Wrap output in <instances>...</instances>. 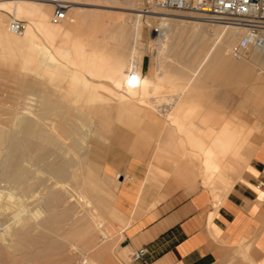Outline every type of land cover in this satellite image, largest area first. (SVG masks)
Instances as JSON below:
<instances>
[{
  "label": "rangeland",
  "instance_id": "374dc122",
  "mask_svg": "<svg viewBox=\"0 0 264 264\" xmlns=\"http://www.w3.org/2000/svg\"><path fill=\"white\" fill-rule=\"evenodd\" d=\"M49 3L50 6L47 5V7L50 9H48V17L49 20H51L50 23L57 25H60L61 23V25H65V20H70L68 22L73 20L71 11L67 14V11L73 7L80 8L79 12H89L91 10L90 12H95L93 13L94 16L97 12L96 17L91 18L90 16V19L89 17H86L87 13L85 14L81 12L80 15H85L83 18L86 17V20L85 22H80L75 31L77 33L79 31V34L83 37L84 41L87 40L86 42H88L90 40L89 43H96L95 48L98 50L94 49V53L97 55L100 54L101 57L109 61L114 57V52L123 47L125 52L123 56L125 67L126 65L129 66L130 64L135 63L138 68V75L140 76L141 67L142 65H145L143 73L151 77L152 80H154V83L159 82L163 84V92L161 91V94L172 96V98L178 95L185 99V101H195L199 106L200 111L203 114L210 116V126L217 129L222 123L227 122L232 125H238L241 128V134L246 138L244 143L247 142V146L252 152L256 149H264V89H261V80L259 79V77L262 78L264 75V57L255 58L252 52L253 50H251L248 57L244 59L242 63L245 64L244 67L247 72L245 71L241 74L233 73L235 75L232 74L231 77H228V80L223 73H217L216 64L214 65L215 59L213 60L212 56L204 58V53L206 52L208 45L212 42V37L208 36V33H215V31L219 30L221 27L220 25L226 24L218 21H208L206 19L209 17L201 13L174 11L163 9L158 6H150L147 4L146 0H52V2ZM59 5L63 7L65 20L54 23L52 21V16ZM90 12L88 14H90ZM99 16L100 18H98ZM162 18L165 19L160 20ZM199 18L201 20L199 23L194 24L188 22V20L195 21ZM12 20L13 17L11 14H6L4 24L7 25V23ZM16 20L21 21L26 27L27 22L24 19ZM161 23L167 24V26H160ZM80 24L82 27H79ZM80 31H82V33ZM234 32H236V36H229L231 40H229L230 43L228 42L230 47L226 48V52L224 53V56H226L227 59H229L227 54L229 49L234 46L241 35L240 30L235 29ZM36 37L41 46L47 47L40 35L38 36L37 34ZM224 38L225 37H223L222 40ZM224 40L219 46H222L226 42V39ZM29 44L30 43L23 45V49L22 46L18 50L15 49V51H13L15 53L12 52L10 53L11 55L0 49V130L7 135L11 129L17 138H20L21 136L20 128L25 117V119L30 118L33 121L37 120L35 115L38 116L41 112V103L39 102L41 100H39L38 97L41 96L43 92H46V89H85L80 82H74V80L71 79L72 72H74L73 74L77 73L76 75H81L82 77L85 76L84 78L87 80L89 79L84 73L75 70L73 67L71 68V65L68 67L69 64L66 63L65 57L69 52L66 49L57 50L55 47H48V51L50 54L52 53V58H56L54 59L56 60V68H59L57 71L55 70L57 76H54L56 79L53 80L54 76L49 77V79L48 76L46 77V74H44V68L46 66L45 60L41 57L40 52L37 51L36 53L33 45ZM120 44H123V46ZM27 48L33 50L32 57H35V60L31 57V62L34 61L33 63H31L29 59V61L24 60L26 59L24 58V55L26 57L28 52ZM16 50L18 51L17 53ZM95 50H97V52H95ZM20 53H22V55ZM70 69H72L71 72ZM66 70L67 74L66 72L64 74V71ZM58 71H60V74ZM218 74L222 76H219ZM79 76L78 78L81 77ZM57 78L59 79L57 80ZM57 81H60V83L62 82L61 85ZM56 82L57 84L55 85ZM75 83L77 85H75ZM104 83L107 85L106 82H103V84ZM99 93H101L100 95L102 96L107 94L103 89H100ZM62 95L63 94L60 93L59 97ZM107 102L108 104L103 105L104 109L116 104L115 102L117 101L109 99ZM141 103L142 102H138L135 104L163 115L172 127H174L172 119L169 116L165 117L166 112H170L174 107L169 106L167 103L166 104L169 107L165 104L162 105V103H145L144 105ZM149 104H151V106ZM60 105H62V103L59 104L57 108L58 110L55 112L45 113L44 121L41 120L43 122H39V125L47 124V126L40 125L43 130L47 127L46 135H50L51 137V134L54 135L55 133V137L52 138L55 139L53 141L58 144V146L54 145L55 143H52V145L47 144L49 145L48 147L44 143L47 146L46 147L43 145V139L41 143L40 137L36 136L35 138L38 147L34 150V153H32L31 156L34 157L35 155L43 154V152H48L51 154L48 160L53 161L54 159H57L58 162L68 163V174L63 181V184L66 185L70 193H66L67 195L65 196L67 197L70 195L72 201L69 202V206L65 204H60V206L55 205L56 211L54 210V213L48 212L47 209L49 208V203L43 201V199L47 196L45 187L50 186L49 180L51 178L45 175L44 171L40 168L34 166L31 167V157L21 165L29 171H36L35 173L33 172L32 175H29V182L42 180L43 183L44 180L46 181V179H48L45 183L48 186H45L44 184L45 187H41L43 184L38 181L41 185H39V188L36 186L34 189L35 191L33 190V192L21 195L20 189L10 188L9 183L0 180V191L6 196L2 201V205L10 207L16 198L24 204L25 210H27L30 215L26 211L23 215L28 217V222L31 228L30 240L32 242L34 241L32 247L29 248L30 250L24 248V251H22L23 249L20 251V249H18L14 251L15 254L13 253L11 255L0 249V264H82L84 261L97 263L96 261L98 260H95L92 257L93 254L91 250L80 246L78 243L77 245H68L67 242H64L63 239L57 237L51 231L40 227L43 221L48 219L49 216L55 218V221L58 219V221L66 224V221L70 218L73 211L78 217L77 218L74 215V221L77 222V219H79L77 223L86 222L85 218L83 220L84 215L88 221L89 218H91L90 215L99 217L101 224L99 227H101V230L104 229L103 231L105 233L107 231L106 234L108 235L105 240L106 242L104 240L103 242L109 245L106 246L108 247L107 251L109 252H106V256H110L109 258L111 261L108 262L109 264H133L134 262L131 260L132 251L127 248L123 249L125 246L122 245L124 239L122 236L124 224L118 217L117 213L110 207V188L112 187L113 181L108 180L101 172V159L98 157V154L100 153L101 146L104 145V140L98 135L96 126L100 113V109L98 112L99 104L86 102L79 98L75 93L69 97L68 104H63L65 105L64 109L63 106H61V109ZM161 106H166L168 109L166 108L164 112L161 111V109H156V107ZM154 108L155 110H153ZM71 111L72 114L69 113ZM64 112L68 113V116H66L67 113H65L67 118H63L67 123L65 125V127H67V132L70 131L68 134L66 133L68 138L66 135L64 137L63 135L61 136L58 129H56L55 132V130L51 128L52 125L56 127V125L59 124L58 121L61 120L58 119ZM194 123L200 129L205 125L199 120H194ZM68 124L71 126L68 127ZM70 133H72L71 136ZM58 136L60 139H58ZM182 139H184V135H182ZM55 146H57V148H55ZM3 147L4 146L0 149V161L3 158ZM187 150L189 152L191 149L187 146ZM189 159H191L194 166L198 165V157L190 156ZM199 178L201 179L200 176ZM52 182H54V180L50 183ZM88 183L91 186L88 185V187ZM42 188H45V191ZM42 193L45 194L42 195ZM80 196H84L85 199L89 200L90 205L88 208L89 210H91V207L95 208L94 210H91L94 214L91 212L90 214L86 213V211L84 212V209L82 210L79 208L81 200ZM96 197L98 198L95 199ZM93 198L94 200H101L104 203L99 205L98 201H94ZM33 204L34 206L36 204L38 208L35 206L36 209H33ZM31 208L32 210L30 211ZM68 208L71 214L68 213V215H63V209ZM77 211L79 213H77ZM64 218L66 219L64 220ZM2 221L3 219L1 218L0 235L2 233H7L10 230H14L17 227V223L14 220L11 221V219H9L6 222H4V220V223ZM33 245L35 247H33ZM17 248L18 247H16V249ZM98 262L99 264H104L103 261Z\"/></svg>",
  "mask_w": 264,
  "mask_h": 264
},
{
  "label": "crops",
  "instance_id": "0c3cea01",
  "mask_svg": "<svg viewBox=\"0 0 264 264\" xmlns=\"http://www.w3.org/2000/svg\"><path fill=\"white\" fill-rule=\"evenodd\" d=\"M144 67L141 73L154 81ZM180 99L169 113L182 119L185 132L133 102L105 109L108 102L99 103L96 126L104 145L98 157L113 181L110 207L124 224L122 245L132 253L146 249L133 264H264V191L256 188L264 182V149L252 152L244 141L224 156L213 184L204 183L199 162L189 159L199 151L190 145L207 147L219 128L195 101Z\"/></svg>",
  "mask_w": 264,
  "mask_h": 264
},
{
  "label": "bare ground",
  "instance_id": "6f19581e",
  "mask_svg": "<svg viewBox=\"0 0 264 264\" xmlns=\"http://www.w3.org/2000/svg\"><path fill=\"white\" fill-rule=\"evenodd\" d=\"M46 1H48V2H46ZM46 1H44V0L43 1H41V0H38V1H35V0H0V49L2 51H5V53H9V55H11L10 53L15 51V49L18 50L21 46L23 49V45L30 43L31 45H33V48L36 51V53H37V51L40 52L41 57H43V59L45 60L46 66L44 68V74H46V77L48 76V78L53 77L54 75L57 76L56 71L59 68H56V65H55L56 60H54L56 58H54V59L52 58V56H51L52 53L50 54V52L48 51L47 48L48 47L49 48L55 47L57 50L66 49L69 52V54H67V56L65 57L66 63L69 64L68 67H70V65H71V68L73 67L75 70H78V71L84 73L89 79L87 80L84 78L85 76L82 77L80 75L81 76L80 77L79 75H76L77 74L76 72H75L76 74H73L74 72H72L71 79H73L74 82H76V81L80 82V84H82V86L85 89H46L47 91L43 92V94L38 97V99L41 100V101H39L41 103V106H40L41 112H40V114L38 113L39 114L38 116L35 115L37 120L33 121L30 118L25 119L26 117L23 119V122H22L21 128H20V134H21L20 138H17L11 129L9 130L7 135H6V133H4L3 131L0 130V149L2 146H4L3 147V149H4L3 158L0 161V180L3 182L9 183L10 188L20 189L21 195H25V194H28L30 192H33V190L35 189L36 186H38V188H39V185H40L39 182L42 183V180H40V181L38 180L39 182L37 180L29 182V179H30L29 175H32L34 170L29 171L26 168H23L21 166L23 162H25L28 158L31 157V159H32L31 167L34 166L36 168H40L42 171H44L45 175H47L49 178H51L49 180L50 186L45 184L48 179H46V181L44 180L42 183L43 185L42 186L40 185V186L43 187L44 184H45V186H48V187L44 186L46 188V195L47 196L43 199V201H46L49 203V208L47 209L48 212L54 213L56 211L55 205L56 206H58V205L60 206V204L68 205L69 202H71L72 200L70 199L71 198L70 195L67 197L65 196V195L70 194V193H69V190L66 187V185L63 184V181L65 180V178L67 177V174H68V163H66V162L61 163L60 161L58 162L57 159H54L53 161L48 160L49 157L51 156V154L48 152H45V153L43 152V154H39V155L34 154L35 155L34 157L31 156L32 153H34V150L38 147L37 143H36V138H35L36 136L40 137L41 143H42V139H43V145H45V144L46 145L47 144L52 145V143H55L53 141L55 139L52 138V137H55L54 136L55 133L53 132L54 135L51 134L52 136L50 137V135H46L47 134V132H46L47 127H45V129H44L45 132L42 129V127H40V125L41 126H43V125L47 126V124L46 125L45 124L39 125V122L44 121V114L45 113L55 112L56 110H58L57 108H58L60 103H62V105H60V107L63 106V109H64L65 105H63V104H65V103L68 104L69 103V97L75 93L78 95L79 98H81V99H83L86 102H89L91 104H99V103L107 102V100H109V99L110 100L114 99L115 101H117L119 103L142 102L144 105L145 103H152V101H153V103H162V105L165 104L166 106H168L167 104H169V106L174 107V105H176V103H179V101L181 100L180 99L181 97L176 95L177 97L175 96L174 98H172V96H165V95L161 94L160 92L161 91L163 92V84L159 83V82L154 83L153 81L148 80V78H146L142 73L139 76L138 75V68H137V65L135 63H132L129 66L126 65V67H125L124 60H123V56H124L125 52H124L123 47H122V49H117L114 52V57L109 61L106 60L105 58L101 57L100 54L97 55L96 53H94L93 50L97 49V48H95L96 43H93V42L89 43L90 40L88 42H86L87 40L84 41L83 37L79 34V31H78V33L75 31H76V28L80 22H85L86 17H89V19H90V16H91V18H95L97 15V12H96V15L94 16L93 13H95V12H90L91 10L89 11L90 14H88L89 12L81 11L85 14L87 13L86 17L83 18L85 15L84 16L80 15V13H81V12H79L80 8L78 9L77 7L76 8L73 7V8H71L72 10L70 9L67 11V14H69V12L71 11L72 18H73V20L71 22H68L70 20H65V15H64V20L66 23L65 25H61L62 23L60 25L52 24V23H50L51 20H49V17H48V9L49 8L47 7V5L50 4L49 2H52V0H46ZM75 4H77V3H75ZM77 5H80V4H77ZM60 7H62V6H60ZM92 11H94V10H92ZM91 13H92V15H91ZM6 14H11V16L13 17V20L24 19L27 22L26 27L24 26V30H23L22 34L21 33L13 34L10 32L9 24L11 21H9L7 23V25L4 24L5 23L4 18H5ZM92 16H94V17H92ZM98 18H100V16ZM66 19H67V15H66ZM136 19H138V18H136ZM163 19H165V18H162L160 20H163ZM64 20H62V21H64ZM93 20H95V19H93ZM132 20H133V18H132ZM206 20L212 21L208 18ZM200 21H201L200 18L196 19L195 21L194 20L193 21L188 20V22H191L194 24L199 23ZM88 24H90V23H88ZM135 24H136V22H135ZM224 24H226V23H224ZM165 25L167 26V24H163V23L160 24V26H163V27ZM197 26H196V28H197ZM220 26L221 27L219 28V30L215 31V33H210V32L208 33L207 32L208 36L212 37V42L208 45L206 52L204 51L205 52L204 58H206L207 56H210V57L212 56L213 60L215 59V62H217V63L214 62V65L216 64L217 73L218 72L221 74L223 73V75H225V77L228 80V77H231V75L233 73H238V74L240 73L241 74V73L246 71V69L244 67L245 64H242L244 60L237 61V60H234L230 56V50L232 47L229 49V51L227 53L229 56V59H227V57L224 56L225 55L224 53L226 52V48L230 47L229 46V43H230L229 42V40H230L229 36L230 37L236 36L237 31L234 32L235 29L240 30L241 34H242V30L239 29L238 27L232 25V24H226V25H220ZM79 27H82L81 24ZM191 28H193V27H191ZM189 30H192V29H189ZM193 31H194V29H193ZM80 32L82 33V31H80ZM194 33H195V31H194ZM37 34H38V36L39 35L41 36V38L43 39V41L47 47H43L39 44V41L36 37ZM84 35H86V34H84ZM223 37H225L224 39H226V42L222 46L221 45L219 46V44H221V42L224 40V39L222 40ZM190 39H191V37H190ZM202 40H203V38H202ZM198 43H200V42H198ZM123 44H120V45L123 46ZM119 47H121V46H119ZM17 50H16V53L18 52ZM97 50H95V52H97ZM20 51H22V50H20ZM27 51H26L27 54L24 52L26 54V57L24 55V58H26L24 60L29 59L30 62H31L32 58H33V60H35L34 59L35 57H32L33 56V50L28 49ZM213 51H214V53H213ZM252 52H253L255 58L264 57V47L254 48ZM13 53H15V52H13ZM22 53H20V54L22 55ZM34 55H35V52H34ZM12 56H13V54H12ZM58 59H60V58H58ZM33 62L34 61H32L31 63H33ZM31 63H30V65H31ZM71 70L72 69H70V72H71ZM65 72L67 74V70L64 71V74H65ZM58 73L60 74V71H58ZM61 74H62V72H61ZM244 74H247V73H244ZM233 75H235V74H233ZM68 76H70V75H68ZM78 76L80 78H78ZM219 76H222V75H219ZM55 79L56 78L54 76L53 80H55ZM58 79L59 78H57V80ZM259 79L261 80L260 81L261 82V89H264V75L262 78L259 77ZM57 82L60 83V81H57ZM57 82L55 83V85L57 84ZM103 82H106L107 85H105V83L103 84ZM61 83H60V85H61ZM70 84H72V83H70ZM75 85H77V84L75 83ZM172 85H174V84H172ZM72 87H75V86H72ZM100 89H103L104 91H106L107 94H105L104 96L100 95L101 94V93H99ZM60 93L63 94L61 97H59ZM63 102H65V103H63ZM187 104H188V102H187ZM149 105L151 106V104H149ZM61 109H62V107H61ZM66 109H65V111H66ZM153 110H155V108ZM65 113H67V112H64L63 115L61 114V117H59L58 120H61V121H58L59 124H57L56 127L54 125L51 126V128L53 130H55V132H56V129H58L61 136L63 135V137L66 135V133L68 134L70 132V131L67 132V127H65V125L67 123L63 118L68 116V113H67V115ZM69 113L72 114V111ZM186 113H188V111H186ZM167 116H169L172 119V122L174 124L178 125L179 130H181L182 132L184 131V128H185L184 123H183L182 119L181 120L179 119L178 115L166 112L165 117H167ZM41 120H43V121H41ZM82 122H83V120H82ZM70 126L71 125L68 124V127H70ZM240 129L241 128L238 125L224 124L223 123L219 127L217 132L214 131L215 134L212 136V139L210 138V141L207 144L208 146L207 147L204 146L205 148H202L201 145H198L199 143L195 144L194 142H192L190 140L192 142V145H190V146H192V148H197L199 151L197 154V150H196L195 151L196 153L194 152L196 155L195 154L194 155H195V157H198V159H199L198 162L200 165V167H199L200 169H198V170H201V173H202V176L204 179V183L213 184L212 177H213L214 173L216 171H218L223 166L222 161H224V156L227 155L228 153H231V152L235 153L238 150V148L241 146V144L246 140V138L241 134ZM193 130H190L191 133H193L192 132ZM49 131H51V130H49ZM188 132H189V130H188ZM200 133H202V132H200ZM71 134L72 133H70V136H71ZM208 135H206V136H208ZM198 136H199V134H198ZM66 137H67V135H66ZM190 137H192V136H190ZM58 139H60L59 136H58ZM193 141H194V139H193ZM59 144H60V142H59ZM49 145H47V146L49 147ZM54 145L58 146V144H56V143ZM57 146H55V148H57ZM58 148H60V147H58ZM41 149H43V148H41ZM53 150H55V149H53ZM66 150H67V148H66ZM49 151H50V149H49ZM192 152H193V150H192ZM199 154H200V156H199ZM52 180H54V182L50 183ZM47 184H48V182H47ZM88 185H90V184L88 183L87 186ZM45 188H42V189L44 190ZM90 193H91V191H90ZM43 194H45V193H42V195ZM93 196H96V195H93ZM5 198H6V196L2 194V191H0V217L3 219V221L5 220L4 222H6L9 219H11V221L14 220L17 223V227L14 230H10L9 232L2 233L0 235V243H1L0 249L4 250V252L11 255L14 253V251H16L18 249H20V251L23 249L22 251H24L25 250L24 248H26V250L31 248L32 243H34V241L32 242L30 240L31 228H30V225L28 222V217L23 215V213L25 211L27 212V210H25L24 204L21 203L18 200V198H16L12 202V205L10 207L3 206L2 201ZM97 198L98 197H96L95 199H97ZM80 199L81 200L79 203V208H81L82 210L84 209V212L86 211V213L90 214L91 210H94L95 208L91 207V210H89V208H88V206L90 205L89 200L85 199L84 196H80ZM93 200H94V198H93ZM94 201H98L99 205L101 203H104L101 200H94ZM95 203H97V202H95ZM65 205H63V206H65ZM33 206H34V204H33ZM35 206H36V204H35ZM35 206L33 207V209L35 208ZM36 208H38V207L36 206ZM64 208H66V207H64ZM69 208L63 209V211H62L63 215L64 214L68 215V213L71 214L69 211ZM31 210H32V208L30 209V211ZM34 212H35V210H34ZM84 212H82V213H84ZM32 213H33V211H32ZM77 213H79V212L77 211ZM86 213H84V214H86ZM92 214H94V212ZM74 215H75V213L73 211L72 214L70 215L69 219L66 217L68 219L66 221L67 222L66 224L58 221V219L55 221L54 220L55 218H53L52 216L51 217L49 216L48 219L43 221V223H42V225H40V227L42 229H47V230L51 231L57 237H60L61 239H63L64 242H67L68 245L69 244H72V245L76 244L77 245V243H78L80 246L85 247L88 250H91V252L93 254L92 257L95 260H98L100 262L103 261L104 264H109L108 262H111L110 258H109L110 256L109 257L106 256V252L109 253L107 251L108 247H106L108 244H105V242H106L105 240L107 239L108 235L106 234L107 233L106 230H105L106 231V233H105L103 231L104 229L103 230L100 229L101 227H99V225H101V224H100L99 217L90 215L91 218H89V221H88L86 216L84 215L85 217L83 216V220L85 218L86 222L77 223L79 221V219H77L78 220L77 222L74 221ZM95 215H97V214H95ZM81 216H82V214H81ZM81 216H80V218H81ZM87 216H88V214H87ZM1 218H0V221H1ZM66 218H64V220ZM103 240L105 242H103ZM102 242H103V244H102ZM34 245H33V247H35ZM16 247H18V248L16 249ZM59 249H61V248H59ZM123 249H126V248H123ZM98 261H96L97 263H92V261H89V262L91 264H99ZM89 262H86V263H89Z\"/></svg>",
  "mask_w": 264,
  "mask_h": 264
},
{
  "label": "built area",
  "instance_id": "2783aa9c",
  "mask_svg": "<svg viewBox=\"0 0 264 264\" xmlns=\"http://www.w3.org/2000/svg\"><path fill=\"white\" fill-rule=\"evenodd\" d=\"M146 2L150 6L163 9L201 13L212 21L238 27L242 34L230 50V56L234 60H244L254 48L264 47V0H146ZM60 6L52 16L54 23L64 20L65 13ZM9 30L13 34H19L24 30V24L12 20ZM256 188L264 191V182L257 183ZM146 254V249L141 248L132 253L131 260L143 261ZM82 264L88 263L84 261Z\"/></svg>",
  "mask_w": 264,
  "mask_h": 264
},
{
  "label": "water",
  "instance_id": "95a60500",
  "mask_svg": "<svg viewBox=\"0 0 264 264\" xmlns=\"http://www.w3.org/2000/svg\"><path fill=\"white\" fill-rule=\"evenodd\" d=\"M123 246H125V244Z\"/></svg>",
  "mask_w": 264,
  "mask_h": 264
}]
</instances>
